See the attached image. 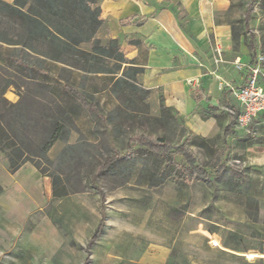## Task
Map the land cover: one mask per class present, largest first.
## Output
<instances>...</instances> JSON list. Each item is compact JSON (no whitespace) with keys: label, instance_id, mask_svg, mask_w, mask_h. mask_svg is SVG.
I'll return each instance as SVG.
<instances>
[{"label":"rangeland","instance_id":"rangeland-1","mask_svg":"<svg viewBox=\"0 0 264 264\" xmlns=\"http://www.w3.org/2000/svg\"><path fill=\"white\" fill-rule=\"evenodd\" d=\"M95 1L96 6L102 0ZM251 2L253 61L264 54V0H233L232 27L237 38L232 35L230 55L213 51L215 67L205 71L216 77V83L202 86L200 79L199 88L191 86L195 99L201 89L203 96L196 108L184 114L166 106L162 90L142 91L141 72L135 80L140 89L123 86L116 92L114 78L122 69L91 72L46 58L47 63H37L48 68L53 84L60 88L50 92L11 76L0 59V103L3 97L10 102L20 99L13 84L3 92L12 80L23 84V92L34 91L38 100L29 103L27 99V106L20 110L24 115L17 119L16 111L0 107L3 123L17 128L29 158L14 174L10 164L6 170L15 176L36 168L48 184L43 202L23 222L13 225L0 213V227L9 234L0 239V264H264V121L259 119L248 128L234 123L235 135L224 134L234 118L227 98L234 99L224 84L239 83L234 76L241 72L235 65L238 57L252 60L250 32L244 27V12ZM31 5L32 0H0V34L20 38L15 25L32 12ZM10 13L12 20L4 16ZM100 39L104 44L109 41ZM12 46L21 45L2 43V47ZM90 46L88 42L81 45ZM104 63L114 66V60ZM223 63H229L227 75ZM43 76L36 74L40 80ZM65 83L86 93L99 110H88L63 93ZM58 102L72 113L70 134L45 149L46 141L52 139L49 127ZM137 130L162 135L173 144L191 136L211 178L194 177L180 155L157 156L136 146L134 155L115 163L93 183L92 175L101 162L115 150L125 151ZM4 158L1 152L0 168ZM220 164L226 168L217 176ZM0 186V196L10 188L3 182ZM54 188L63 195L54 197ZM103 218L102 234L92 241Z\"/></svg>","mask_w":264,"mask_h":264},{"label":"trees","instance_id":"trees-1","mask_svg":"<svg viewBox=\"0 0 264 264\" xmlns=\"http://www.w3.org/2000/svg\"><path fill=\"white\" fill-rule=\"evenodd\" d=\"M32 4L30 7V11L32 10V12L24 16L20 25H15L19 30L17 35L20 38L11 37V39H7L6 36L0 34V59L9 70V74L23 81L24 84L31 83L34 85V88L39 90L46 89L50 92L59 91L60 88L57 84H53L52 77L47 73L48 68L42 67V65L37 63H47L46 58L54 62L58 61L68 66L77 67L81 70L108 73L121 70L123 64L128 61L120 51L117 39L111 38L104 44L97 36V29L101 24V19L99 18L100 6H95V0H32ZM253 7L254 3L251 2L244 12V27L250 32L249 48L252 55L255 56V34L251 31L250 27V21L253 17ZM33 11L34 14H32ZM21 13L24 14L22 11ZM4 16L9 20L15 18L11 13L4 14ZM236 38L235 30H233V39L235 40ZM85 42L91 44V49L81 47ZM2 43L10 46H21H12L11 48L2 47ZM40 55H43L44 58L38 59ZM106 59L114 60V66L112 68L105 66L104 62ZM133 70L134 72L141 71L137 68H133ZM37 73L44 75V78L40 80L36 77ZM134 77V74H131L129 69H125L122 76L114 78V91L119 92L120 87L123 86L126 88L140 89ZM18 80H12L7 83L3 92L13 84L18 89L20 99L16 102H10L6 97H3L0 103L3 111H16V119L24 115L20 110L24 109L28 102H38L35 92L30 89L26 93L23 92L21 89L23 84H20ZM61 90L69 97L75 98L82 107L96 112L99 110L98 105L90 100L87 94L83 93L75 85L65 83ZM141 90L149 93L147 89L142 88ZM27 99L29 101L25 103ZM56 105L57 112L52 116V122L49 127L52 139L46 141L45 149L50 147L57 139L67 138L70 134L71 128L68 127V124L72 120V113L59 102ZM233 114L234 118L225 127V135L233 133L232 126L236 122L237 115L239 114L238 110L234 109ZM191 143L192 138L189 135L180 143L173 144L162 135H154L144 130H137L127 140L125 151L115 150V152L108 155L101 162L92 175V182L94 183L104 171L113 167L115 163L123 159H129L134 155L136 146L157 156L180 155L194 177L201 180H209L212 173L200 161ZM23 145L22 139L17 133V128L13 125H5L0 115V153H4L8 158L10 172L12 174L29 161V158L25 156L26 150ZM31 162L40 169L39 163L33 160ZM225 168V164H220L215 170V175L221 176L225 172ZM1 188L0 186V191ZM53 191V196L56 198L63 195L56 191L55 188ZM103 224L104 218L94 230L91 238L92 241L101 236Z\"/></svg>","mask_w":264,"mask_h":264},{"label":"crops","instance_id":"crops-1","mask_svg":"<svg viewBox=\"0 0 264 264\" xmlns=\"http://www.w3.org/2000/svg\"><path fill=\"white\" fill-rule=\"evenodd\" d=\"M99 6L101 24L97 36L118 40L120 51L128 60L122 70L129 69L135 80L141 72L142 87L162 90L167 107H174L183 114L196 108L203 92L201 89L198 100L195 99L188 80L200 78L202 86L216 83V77L205 70L215 67V44L220 43L224 55H230L235 23L233 0H102ZM247 50V47L243 49ZM251 57L252 60H247V56L242 60L255 63L258 57L254 61L255 56ZM228 64L221 65L226 75L230 73ZM133 68L141 71L134 72ZM242 71L234 72L240 86L247 75V70ZM261 84L264 86L263 77ZM228 92L234 99L231 91ZM227 102L233 113L234 109L239 111L236 99L232 102L227 98ZM259 119L264 121V111L255 122ZM235 132L233 128L229 135ZM8 166L9 160L4 158L0 182L10 188L0 196V213H4L8 222L17 225L35 205L43 202L48 184L43 182L36 168L13 176L7 172ZM7 237L8 232L0 227V239Z\"/></svg>","mask_w":264,"mask_h":264},{"label":"built area","instance_id":"built-area-1","mask_svg":"<svg viewBox=\"0 0 264 264\" xmlns=\"http://www.w3.org/2000/svg\"><path fill=\"white\" fill-rule=\"evenodd\" d=\"M217 55H221L223 47L217 43L214 47ZM264 62V54H259L255 63L244 62L238 57L235 61L236 68L239 71L247 70L244 83L240 85H232L230 81L224 85L230 89L233 98L236 99L239 111L236 118V125L240 128H248L254 124L257 117L264 111V86L261 84V78L264 75L262 64ZM200 78L193 77L188 80V84L194 88H199Z\"/></svg>","mask_w":264,"mask_h":264}]
</instances>
